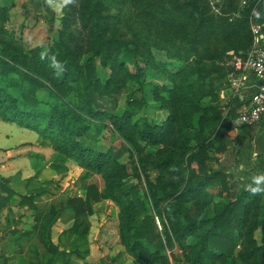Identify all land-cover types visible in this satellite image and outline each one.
Masks as SVG:
<instances>
[{
    "label": "trees",
    "instance_id": "trees-1",
    "mask_svg": "<svg viewBox=\"0 0 264 264\" xmlns=\"http://www.w3.org/2000/svg\"><path fill=\"white\" fill-rule=\"evenodd\" d=\"M169 1V11H163L162 0H145L140 11L132 13L127 8L131 0H79V16L66 13L58 39L46 47L26 52L0 38V120L37 134L41 145L52 149L59 161L72 162L103 182L102 188L88 184L83 196L70 197L61 209L51 207L46 213L36 206L37 198L49 193L46 187L18 197L20 206L35 211L33 228L45 249L36 264H72L70 256L87 260L91 254L90 218L95 214L94 205L103 201L119 210L120 244L133 264H264V195H252L247 189L232 193L230 175L214 167L219 160L216 155L227 151L232 119L239 118L225 115L227 107L218 103L216 95L229 84L233 68L229 65L223 73L225 83L219 80L223 86L207 88L212 74L187 61V54L198 49L199 41L208 40L201 33L205 30L202 23L192 27L190 21L215 16H206L204 0ZM223 1L229 14L240 13L242 19L240 25L224 24L221 37L235 54L215 52L219 57L210 60L217 64L246 56L254 41L246 28L250 20L264 13V0H248L241 10V0ZM153 5L158 8H151ZM8 13V4L0 5V22L8 20ZM155 17L162 22L164 33L149 30L148 18ZM77 19L82 25L80 33L87 32L91 40L84 63V42L73 31ZM262 22L264 35V19ZM205 23L207 30L212 28L210 20ZM0 33L7 35L3 28ZM242 33L246 41L240 43L236 39ZM178 40L185 46L183 52L176 47ZM124 50L134 58V70L119 59ZM153 51H165L169 59L184 64L158 62ZM53 56L66 66L62 73L52 66ZM220 70L217 67L213 73ZM148 78L165 82L149 86ZM133 87L143 93L142 100L134 98ZM45 91L47 97L41 95ZM123 91L131 93L129 108L117 113V98ZM146 91L167 112L161 124L146 117L136 119L130 109L143 107ZM210 96L216 102L206 103ZM108 124L124 142L121 149L102 150L94 145L92 132L110 130ZM149 149L156 150L151 161L146 155ZM124 154L137 155L140 168L132 164L130 170L122 161ZM147 166L156 173L153 179ZM141 167L147 188L144 197ZM217 185V196L226 193V202H214L210 189ZM0 187L6 193L0 195L1 214L17 196L7 183ZM211 207L209 217L206 213ZM65 212L71 213L73 223L55 242L54 230ZM13 241L22 246L18 238ZM238 243L242 249L234 257Z\"/></svg>",
    "mask_w": 264,
    "mask_h": 264
},
{
    "label": "rangeland",
    "instance_id": "rangeland-1",
    "mask_svg": "<svg viewBox=\"0 0 264 264\" xmlns=\"http://www.w3.org/2000/svg\"><path fill=\"white\" fill-rule=\"evenodd\" d=\"M0 0L1 6L8 4L9 13L8 20L6 22H0V29L3 28L7 32V35L0 33V38L3 40H9L16 46L21 47L24 51L28 52L37 47H46L53 43L59 37L60 27L64 20L66 13H73L74 17L79 16L80 2L74 0V3L66 6H61L60 0H53V3L49 5L47 0ZM142 1L145 0H131L128 3L127 8L130 12L137 13L142 7ZM156 1V0H154ZM165 10H171L169 6V0H162ZM184 1V0H181ZM248 0H241L239 8L243 7ZM203 6L206 16L215 17H193L190 21L192 27H196L199 23H202V27L205 29L201 32L207 37V41H199L200 45L197 50L187 54V61L194 67L198 66L201 71L212 74V78L206 81V87L211 88L212 84L217 85L218 88L221 80L225 83V79L222 78L225 70L229 68L231 60H221V63L210 60V58H217L219 54L214 53H228L234 56L235 51L233 46L224 42L221 37L224 24L230 25L237 23L242 16L240 13L237 15L229 14L228 5L223 0H204ZM151 8H158L153 5ZM127 11V9H125ZM116 14V11L112 12ZM236 16V17H235ZM186 19L185 17H183ZM264 13L260 12L258 17L250 20L248 31L252 32L253 39L255 38L254 30H259L263 34V22ZM210 20L212 28L206 29L204 22ZM149 30L156 31L157 34L164 33V26L162 22H158V17L153 20L148 18ZM241 23L238 22L237 25ZM73 31L81 34L79 37L84 42V57L82 63L88 58L89 48L91 46V40L87 32L80 33L82 31L81 22L77 19L76 23H73ZM236 41L243 43L246 41L244 33L236 39ZM254 42V41H253ZM253 45V44H252ZM176 47L180 48L181 52L185 48L179 40L176 42ZM252 47V46H250ZM249 47V48H250ZM86 53V54H85ZM212 53V54H211ZM154 59L158 62H171L174 66L180 67L184 62L174 59H169L165 51H153ZM119 59L126 63V65L134 70L135 60L127 50H124ZM98 70L102 71L99 61L96 62ZM217 67H221L222 70L219 73H213ZM229 73H227L228 75ZM165 80H153L148 78L146 80L147 85L160 86ZM228 83V82H227ZM213 85V86H214ZM227 87H222L216 95L219 96L218 103L223 105V98L221 92L225 91ZM135 92V99L142 100L143 93L136 91V87H133ZM129 91H123L118 96V109L117 113H121L125 109L129 108L128 99L130 96ZM41 95L47 97V92H41ZM216 102L215 97H208L206 103ZM131 111L134 113L136 119L146 117L150 122L155 124H161L167 118V112L159 109V104L152 98L151 91H146L145 103L142 108L131 107ZM242 114V113H241ZM240 116V114H239ZM109 129H103L101 131H94L91 134V139L98 148L102 150H108L110 147L120 148L123 145V141L119 139L112 131L111 125ZM13 152L11 158H8L7 152ZM156 150L149 149L146 155L150 156V161L153 160ZM122 161L128 165L131 170L132 164L140 168V161L137 155L131 157L128 154H124ZM148 161L149 165L151 162ZM215 169L226 173L224 167L221 165H215ZM146 171L150 178L156 177V173L152 171L150 166H147ZM143 176L145 172L142 167L140 170ZM230 175V185L234 187V194H240L245 189L241 185V182H234L241 175V170L236 167ZM134 182L138 180L134 179ZM7 183L8 186L16 193L8 207H6L0 214V228L2 235L0 236V264H36L41 262L42 255L45 249L40 242L37 231L34 230L35 224V211L31 208H24L19 205L21 195H25L28 192L46 187L49 191L47 195L37 198L36 206L39 212L46 213L51 207L61 209L68 198L75 196H83L85 194V187L88 184L95 183L100 188L103 187V182L100 177L93 174H87V172L72 162H62L57 159L54 151L47 146L41 145L38 135L19 128L16 124H9L0 120V184ZM250 181L248 180L247 184ZM244 189V190H243ZM141 196L144 197L147 192L145 177H142V184H140ZM214 194V202L222 203L226 202V193H222L220 196V186H214L210 189ZM0 195H6V193L0 187ZM211 207L207 210V216H212ZM95 214L90 218L91 231H90V244L91 254L87 260H80L74 256H70L72 264H133L134 261L131 257L125 254L124 248L120 244L119 229H118V208L109 201H103L94 205ZM194 211V208H193ZM73 223V217L70 212H65L57 222V226L54 230V239L57 242L60 233L71 227ZM27 233H30L29 235ZM255 237L258 242L261 240L260 232L257 231ZM19 239L18 246L13 240ZM103 239V240H102ZM12 241V242H11ZM121 247V248H120ZM123 249V250H121ZM242 249V244L238 243L234 257L238 256V253ZM179 257L182 258L181 252L177 250Z\"/></svg>",
    "mask_w": 264,
    "mask_h": 264
},
{
    "label": "crops",
    "instance_id": "crops-1",
    "mask_svg": "<svg viewBox=\"0 0 264 264\" xmlns=\"http://www.w3.org/2000/svg\"><path fill=\"white\" fill-rule=\"evenodd\" d=\"M230 75H228L227 89L221 92L220 97L224 99L223 106L227 107L225 115L230 113L239 117V114L247 111L251 106V97L257 90L258 82L255 77L248 75L246 81L236 89L230 84ZM236 119H232V128L226 136L227 151L216 155L219 160L214 166L221 165L227 174L238 167L241 175L234 178V182H241L240 186L245 189L248 180L250 181L254 174L264 173V118L259 125L253 127L246 125L239 127ZM11 155L13 152L8 151V158H11Z\"/></svg>",
    "mask_w": 264,
    "mask_h": 264
},
{
    "label": "built area",
    "instance_id": "built-area-1",
    "mask_svg": "<svg viewBox=\"0 0 264 264\" xmlns=\"http://www.w3.org/2000/svg\"><path fill=\"white\" fill-rule=\"evenodd\" d=\"M255 38L252 47L245 57H234L231 61L233 72L230 84L238 89L248 75L255 77L258 82L256 92L251 97V106L240 114L237 122L253 127L261 123L264 118V35L254 30ZM158 225L160 222L158 221Z\"/></svg>",
    "mask_w": 264,
    "mask_h": 264
},
{
    "label": "clouds",
    "instance_id": "clouds-1",
    "mask_svg": "<svg viewBox=\"0 0 264 264\" xmlns=\"http://www.w3.org/2000/svg\"><path fill=\"white\" fill-rule=\"evenodd\" d=\"M47 3L51 5L53 0H47ZM61 6H66L68 4L74 3V0H60ZM43 58V57H42ZM52 66L58 71L63 72L65 70V65L56 60L53 56L51 57ZM246 189L250 191L252 195H264V173L254 174L250 178V183L246 185Z\"/></svg>",
    "mask_w": 264,
    "mask_h": 264
},
{
    "label": "water",
    "instance_id": "water-1",
    "mask_svg": "<svg viewBox=\"0 0 264 264\" xmlns=\"http://www.w3.org/2000/svg\"><path fill=\"white\" fill-rule=\"evenodd\" d=\"M237 125L239 126V127H242L243 126V124L242 123H237Z\"/></svg>",
    "mask_w": 264,
    "mask_h": 264
}]
</instances>
